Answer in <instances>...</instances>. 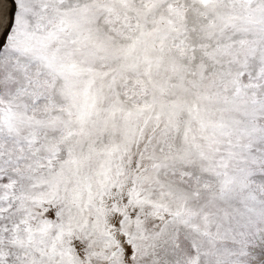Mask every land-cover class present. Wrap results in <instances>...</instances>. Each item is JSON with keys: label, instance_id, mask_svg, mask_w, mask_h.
<instances>
[{"label": "snow or ice", "instance_id": "6c2138e0", "mask_svg": "<svg viewBox=\"0 0 264 264\" xmlns=\"http://www.w3.org/2000/svg\"><path fill=\"white\" fill-rule=\"evenodd\" d=\"M0 264H264V0H0Z\"/></svg>", "mask_w": 264, "mask_h": 264}]
</instances>
